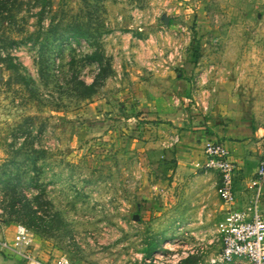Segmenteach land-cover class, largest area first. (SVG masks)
Listing matches in <instances>:
<instances>
[{"label": "rangeland", "instance_id": "1", "mask_svg": "<svg viewBox=\"0 0 264 264\" xmlns=\"http://www.w3.org/2000/svg\"><path fill=\"white\" fill-rule=\"evenodd\" d=\"M155 84L179 130L215 141L243 124L261 146L264 0H0V224L75 264L214 258L223 211L204 153L155 190L126 147L174 125L145 118Z\"/></svg>", "mask_w": 264, "mask_h": 264}, {"label": "crops", "instance_id": "2", "mask_svg": "<svg viewBox=\"0 0 264 264\" xmlns=\"http://www.w3.org/2000/svg\"><path fill=\"white\" fill-rule=\"evenodd\" d=\"M141 94L143 95L141 102L149 106L147 108L143 107L147 120L152 121L168 116V120L174 122L173 127L167 124L166 127H163L165 125L163 123L155 126L152 122H149L150 126L140 127V137L137 139L130 138L126 142L127 149H131L139 156V165L143 170L144 185L146 184L155 190H162L170 180L168 177H175L183 169L185 162L190 164L192 161L190 170L196 168L194 157L197 156V153L203 152L201 148L208 142V135L204 130L205 126L193 127L192 130H179L181 124L175 123L173 113L167 114V111L159 106L163 104L162 101L165 99L161 97V94H157L156 84ZM193 124L196 123L193 122ZM143 129L144 131H142ZM157 132L163 133L157 135ZM257 132L256 130L254 133L253 128L243 124L236 127L231 126L224 133L218 132L217 140L222 141L226 145L237 165V171L234 176L235 203L229 206L220 199V207L223 211L220 219L224 216L227 209L245 208L250 205L253 199L254 192L248 188V182L254 174L258 163L260 145L252 141ZM185 154H187V157H185ZM182 161L184 163H181ZM204 161H206V158ZM263 200L264 189L260 196V207L264 209ZM14 230V224H0V264H23L9 249L1 245L4 240L12 242ZM35 243L36 241H33L34 253L42 259H48L49 257L45 258L40 251L36 253ZM242 264L245 263L242 262Z\"/></svg>", "mask_w": 264, "mask_h": 264}, {"label": "built area", "instance_id": "3", "mask_svg": "<svg viewBox=\"0 0 264 264\" xmlns=\"http://www.w3.org/2000/svg\"><path fill=\"white\" fill-rule=\"evenodd\" d=\"M206 167L218 174L217 194L224 204L235 203L234 176L237 171L226 145L220 141H208L203 146ZM248 188L254 192L250 205L245 208H229L216 224L221 243L220 252L204 264H264V209L260 196L264 189V138L258 153L256 170L249 179ZM1 245L9 249L23 264H75L67 256L42 259L33 251L31 230L16 224L12 242Z\"/></svg>", "mask_w": 264, "mask_h": 264}, {"label": "trees", "instance_id": "4", "mask_svg": "<svg viewBox=\"0 0 264 264\" xmlns=\"http://www.w3.org/2000/svg\"><path fill=\"white\" fill-rule=\"evenodd\" d=\"M72 35H74V36H83L85 34H84V31H82L81 28H76V29H73ZM80 84L82 85V87H84V88H86L88 90H90V89H92L94 87V83H92L91 85H86L83 81H80Z\"/></svg>", "mask_w": 264, "mask_h": 264}]
</instances>
